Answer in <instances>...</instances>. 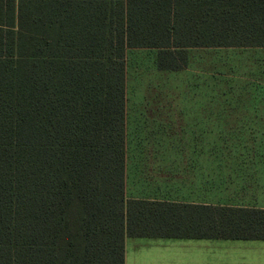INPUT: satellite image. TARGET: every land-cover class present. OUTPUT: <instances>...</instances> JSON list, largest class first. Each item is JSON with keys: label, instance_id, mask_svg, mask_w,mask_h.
Returning <instances> with one entry per match:
<instances>
[{"label": "trees", "instance_id": "obj_1", "mask_svg": "<svg viewBox=\"0 0 264 264\" xmlns=\"http://www.w3.org/2000/svg\"><path fill=\"white\" fill-rule=\"evenodd\" d=\"M210 47L264 48V0H0V264H124L125 236L264 239L262 207L125 196V49L176 71Z\"/></svg>", "mask_w": 264, "mask_h": 264}, {"label": "crops", "instance_id": "obj_2", "mask_svg": "<svg viewBox=\"0 0 264 264\" xmlns=\"http://www.w3.org/2000/svg\"><path fill=\"white\" fill-rule=\"evenodd\" d=\"M154 65L167 71L156 59ZM183 107L177 100L127 101L125 86V196L264 208V151H172ZM232 197L252 199H215ZM124 264H264V239L125 236Z\"/></svg>", "mask_w": 264, "mask_h": 264}, {"label": "rangeland", "instance_id": "obj_3", "mask_svg": "<svg viewBox=\"0 0 264 264\" xmlns=\"http://www.w3.org/2000/svg\"><path fill=\"white\" fill-rule=\"evenodd\" d=\"M155 53L125 49L126 98L188 105L172 151H242V139L264 135V48H192L187 67L176 71H157Z\"/></svg>", "mask_w": 264, "mask_h": 264}]
</instances>
